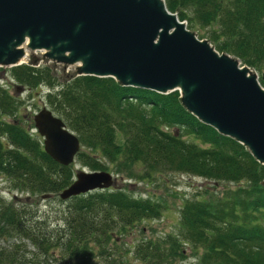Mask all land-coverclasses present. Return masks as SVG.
I'll return each instance as SVG.
<instances>
[{
	"label": "trees",
	"instance_id": "trees-1",
	"mask_svg": "<svg viewBox=\"0 0 264 264\" xmlns=\"http://www.w3.org/2000/svg\"><path fill=\"white\" fill-rule=\"evenodd\" d=\"M166 4L172 11L178 9L181 19L218 22L225 45H232L264 82V0H166ZM9 70L21 84L54 83L45 67L22 64ZM66 89L55 108L95 155L86 153L93 169L113 164L129 169L141 163L148 176L166 167L244 184L225 189L221 196L186 200L176 233L124 243L132 250L120 249L116 242L136 222L161 212L149 198L108 188L73 196L65 206L48 212L33 202H10L0 196V264H169L180 262L186 247H201L192 264H264V166L243 145L187 112L177 91L164 95L93 76H79ZM12 106L17 102L0 88V112L13 115ZM0 121L14 150L12 156L0 150V171L30 196L59 195L73 180L70 165L55 162L22 126ZM161 124L181 129L175 135ZM100 157L109 164L102 166Z\"/></svg>",
	"mask_w": 264,
	"mask_h": 264
},
{
	"label": "water",
	"instance_id": "water-1",
	"mask_svg": "<svg viewBox=\"0 0 264 264\" xmlns=\"http://www.w3.org/2000/svg\"><path fill=\"white\" fill-rule=\"evenodd\" d=\"M38 50L74 65L73 77H111L164 94L178 90L197 119L264 165V87L257 72L199 40L165 0H0V66H35ZM33 120L44 151L61 165L71 164L79 138L47 108ZM113 184L110 172L81 170L59 197Z\"/></svg>",
	"mask_w": 264,
	"mask_h": 264
},
{
	"label": "rangeland",
	"instance_id": "rangeland-1",
	"mask_svg": "<svg viewBox=\"0 0 264 264\" xmlns=\"http://www.w3.org/2000/svg\"><path fill=\"white\" fill-rule=\"evenodd\" d=\"M187 14H189L188 11ZM199 20L198 18L188 20V28L195 32L200 38L209 40L212 45L224 47V50L230 53L224 52L229 57H241L240 54L232 51V45H225L227 42H225L224 37L220 34L218 22L213 21L209 24V21L205 20L200 22ZM36 55L39 61L37 65H35V68H48L49 74L54 78V83L49 85L46 80H43L37 85L21 84L15 80L9 67L0 66V88L5 90V92L12 96L13 100L17 102V107H11L15 109V114L6 116L4 115L5 113L0 112V119L4 122L15 123L22 126L31 138L37 141L43 148V138L38 134L34 126V115L42 108H47L63 120L64 114L61 113L60 110H57L55 106L59 105L57 102L60 101V97L68 90L66 88L70 82L72 84V82L76 80V78H73V73L76 69L74 65L65 66L59 61H53L50 57L46 58L43 51H36ZM26 62H28L27 59ZM69 110L70 107L64 111ZM7 111L9 110L7 109ZM161 125V128L175 135L179 134L181 129L179 127L167 126L166 124ZM1 126L0 124V150L2 153H9L10 156H12L14 151H12V144L8 141L7 135L1 132L4 128V126ZM118 136L119 138L122 137L120 133H118ZM79 151L85 154H76L73 162L70 164L73 171L72 179L75 177V173L81 170L87 172L99 170L107 171L112 174L114 179V184L111 188L125 189L133 193L134 196L149 198L151 202L154 201L161 206V212L157 216H154V218H144L130 227L127 233L128 235L123 236L121 240L119 239L116 242V245L120 249L124 246L123 249L132 250L133 248L125 244L130 243L133 245L132 242H138L139 240L154 241L165 234L176 233L180 210L186 200L193 198L205 199L208 196H221L225 189L244 184V182L208 179L193 172L189 173L179 170L171 172L168 171L166 167H158L148 176L147 171L142 168L141 163L131 164L129 165V169L119 168L114 166V164L107 168L93 169L88 165L90 161L87 159L86 155H93V157L95 155L90 154L81 142ZM99 162L102 166L109 164L105 158L101 157L99 158ZM13 182L15 181H12L11 178L0 171V196L6 201L33 202L39 208L48 212L55 211L61 206L66 205L65 200L61 199L59 195L50 194L45 197L37 194L30 196L16 188ZM199 248L201 247H186L181 257L182 260L180 262L177 261L178 259L173 260L170 261L169 264L195 263L198 258L197 256L201 253V249Z\"/></svg>",
	"mask_w": 264,
	"mask_h": 264
},
{
	"label": "bare ground",
	"instance_id": "bare-ground-1",
	"mask_svg": "<svg viewBox=\"0 0 264 264\" xmlns=\"http://www.w3.org/2000/svg\"><path fill=\"white\" fill-rule=\"evenodd\" d=\"M179 87V86H178ZM263 90H264V88H263Z\"/></svg>",
	"mask_w": 264,
	"mask_h": 264
}]
</instances>
